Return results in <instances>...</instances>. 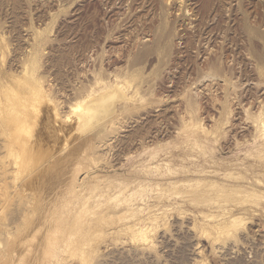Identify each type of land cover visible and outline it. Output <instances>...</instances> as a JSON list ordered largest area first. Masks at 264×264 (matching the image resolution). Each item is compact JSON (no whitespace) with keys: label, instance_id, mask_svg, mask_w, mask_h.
Returning <instances> with one entry per match:
<instances>
[{"label":"rangeland","instance_id":"374dc122","mask_svg":"<svg viewBox=\"0 0 264 264\" xmlns=\"http://www.w3.org/2000/svg\"><path fill=\"white\" fill-rule=\"evenodd\" d=\"M0 113V264H264V0H0Z\"/></svg>","mask_w":264,"mask_h":264},{"label":"bare ground","instance_id":"6f19581e","mask_svg":"<svg viewBox=\"0 0 264 264\" xmlns=\"http://www.w3.org/2000/svg\"><path fill=\"white\" fill-rule=\"evenodd\" d=\"M25 71V70H24ZM27 72V71H26ZM130 86V85H129ZM33 87V86H32ZM28 88V87H27ZM34 89V88H33ZM35 90V89H34ZM107 90H109V89H107ZM106 90V91H107ZM116 91H117V89H115ZM110 91H111V89L108 91V93H110ZM31 92V91H30ZM112 92V91H111ZM29 93V92H28ZM107 93V94H108ZM113 93V92H112ZM116 93H119V92H116ZM12 94V93H11ZM106 94V93H105ZM120 94V93H119ZM10 95V94H9ZM103 95V94H102ZM111 94H109V96H110ZM113 95V94H112ZM114 95H115V93H114ZM14 96V95H13ZM33 96V95H32ZM104 96H106L107 97V95H104ZM108 96V97H109ZM15 97V96H14ZM17 97V96H16ZM27 97H28V95H27ZM108 97H107V99H108ZM119 98H120V96H118ZM88 98V97H87ZM91 98V97H90ZM116 98V97H115ZM123 98V97H122ZM17 99V98H16ZM33 99H35V98H33ZM99 99H100V101L99 100H96V104L95 105H89L90 103H88V102H91V101H87L86 102V104H88V105H86L87 107L84 109V108H82V110L84 109V118L85 119H87L86 121H88L89 122V119H92L93 117H95L99 112H101L102 110H104V109H106L107 107H110L109 106V104L107 103L108 101H107V99L105 98V97H103V99H101L100 97H99ZM111 99V98H110ZM121 99V98H120ZM124 99V98H123ZM89 100V99H88ZM118 100V99H117ZM17 101L19 102V98L17 99ZM23 101V100H22ZM34 101V100H33ZM38 101H39V99H38ZM116 101V100H115ZM27 102H29V101H27ZM111 102V101H110ZM24 103V102H23ZM116 103V102H115ZM18 104V103H17ZM57 104H59V103H57ZM84 105H85V103H84ZM83 105V107H85ZM21 106V105H20ZM24 106V105H23ZM27 106V105H26ZM26 106H24V107H26ZM30 106V105H29ZM28 106V107H29ZM57 106V105H56ZM59 106V105H58ZM22 107V106H21ZM27 107V108H28ZM23 108V107H22ZM57 108V107H56ZM12 109V108H11ZM25 109V108H24ZM57 109H59V108H57ZM23 110V109H22ZM11 112H12V110H10ZM24 111V110H23ZM36 111V110H35ZM108 111V110H107ZM20 112H22V111H20ZM105 112V111H104ZM109 112V111H108ZM19 112H17L16 114H18ZM23 113V112H22ZM1 114V113H0ZM9 114V113H8ZM21 114V113H20ZM57 114H58V112H57ZM102 114H104V113H102ZM23 115V114H22ZM60 115V114H59ZM81 115V114H80ZM25 118V117H24ZM23 118V119H24ZM83 118V119H84ZM84 119V120H85ZM86 121H84V123L86 122ZM87 123V122H86ZM85 123V124H86ZM196 126V125H195ZM193 127V126H192ZM199 127V126H198ZM198 129V128H197ZM201 130V129H200ZM193 131V130H192ZM203 131V130H202ZM201 132V131H200ZM116 135V134H115ZM111 136H112V134H111ZM114 136V135H113ZM222 137H224V136H222ZM264 137V136H263ZM107 138V137H106ZM109 138H110V136H109ZM108 138V139H109ZM111 139H113V138H111ZM113 140H115V138L113 139ZM222 140V139H221ZM103 142V141H102ZM106 142L108 143V141H105V145H106ZM104 145V144H103ZM111 145H112V143H111ZM103 147V146H102ZM107 147V146H106ZM105 148V147H104ZM257 154V153H256ZM82 177V176H81ZM82 180V179H81ZM255 185V184H254ZM222 246V245H221ZM219 247H220V244H219ZM220 249V248H219ZM224 249V248H223ZM218 250V249H217ZM218 252V251H217Z\"/></svg>","mask_w":264,"mask_h":264}]
</instances>
